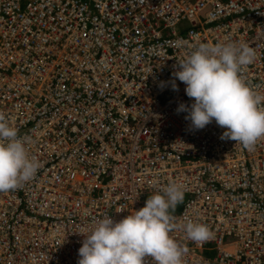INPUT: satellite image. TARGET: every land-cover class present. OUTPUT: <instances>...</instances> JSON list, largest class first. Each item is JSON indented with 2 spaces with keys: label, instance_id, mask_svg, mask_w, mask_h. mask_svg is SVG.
Listing matches in <instances>:
<instances>
[{
  "label": "built area",
  "instance_id": "obj_1",
  "mask_svg": "<svg viewBox=\"0 0 264 264\" xmlns=\"http://www.w3.org/2000/svg\"><path fill=\"white\" fill-rule=\"evenodd\" d=\"M225 40L254 49L241 75L264 95V0H0V115L40 162L0 192V264H78L96 221L172 181L182 264H264V138L249 150L177 112L178 61Z\"/></svg>",
  "mask_w": 264,
  "mask_h": 264
},
{
  "label": "clouds",
  "instance_id": "obj_2",
  "mask_svg": "<svg viewBox=\"0 0 264 264\" xmlns=\"http://www.w3.org/2000/svg\"><path fill=\"white\" fill-rule=\"evenodd\" d=\"M254 49L246 43L225 40L200 43L178 61L174 77L185 85L190 105L180 103L194 130L213 121L225 129L221 139L233 140L251 150L264 138V95L242 78L244 67L253 63ZM173 90H178L173 83ZM28 141L0 115V192L19 187L34 178L40 162L29 154ZM184 189L169 182L149 196L145 206L115 221L99 219L84 235L78 264H182L184 250L171 237V211L183 201ZM188 239L202 241L210 235L207 225L188 220L182 225Z\"/></svg>",
  "mask_w": 264,
  "mask_h": 264
},
{
  "label": "trees",
  "instance_id": "obj_3",
  "mask_svg": "<svg viewBox=\"0 0 264 264\" xmlns=\"http://www.w3.org/2000/svg\"><path fill=\"white\" fill-rule=\"evenodd\" d=\"M180 208V203L173 209V211H177Z\"/></svg>",
  "mask_w": 264,
  "mask_h": 264
}]
</instances>
